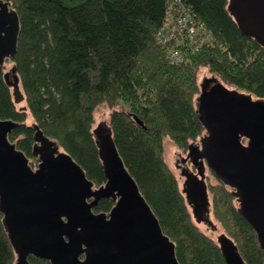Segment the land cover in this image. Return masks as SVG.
Listing matches in <instances>:
<instances>
[{
    "label": "trees",
    "instance_id": "trees-1",
    "mask_svg": "<svg viewBox=\"0 0 264 264\" xmlns=\"http://www.w3.org/2000/svg\"><path fill=\"white\" fill-rule=\"evenodd\" d=\"M5 1L21 24L17 54L0 65V120L17 123L9 142L33 164L34 138L42 134L99 189L107 178L95 129L104 126L180 264H264V250L239 212L235 190L194 162L191 183L197 200L198 178L206 176L214 232H219L212 237L194 219L182 191L184 180L165 153L167 141L189 155L207 139L204 81L225 82L264 99V46L244 35L229 10L230 0H185L213 31L215 43L179 66L167 60L155 39L165 0ZM205 70L210 78L200 80ZM5 74L19 78L22 104L14 103ZM103 108L110 112L105 125L96 118ZM114 207L112 198L102 199L93 212L108 215ZM3 218L0 213V264H18L20 255ZM28 260L52 264L34 256Z\"/></svg>",
    "mask_w": 264,
    "mask_h": 264
},
{
    "label": "water",
    "instance_id": "water-1",
    "mask_svg": "<svg viewBox=\"0 0 264 264\" xmlns=\"http://www.w3.org/2000/svg\"><path fill=\"white\" fill-rule=\"evenodd\" d=\"M229 10L243 25L244 35L264 46V0H230ZM20 34L18 13L0 0V65L17 54ZM4 79L14 103L22 104L19 78L5 74ZM203 101L208 137L201 151L191 154L195 162L203 161L204 171L211 169L235 190L239 212L264 250V99L219 84ZM16 127L12 120H0V213L20 255L18 264H29L30 256L52 264H180L174 245L127 170L111 130H95L107 183L94 189L82 167L59 154L42 134L34 138L33 155L41 162L37 171L32 170L26 155L8 140ZM180 157L175 156L176 163ZM191 177L182 191L199 222L200 211L211 213L208 187L204 172L198 178L197 200ZM107 198L115 203L110 214H95L93 208ZM206 222L211 225L210 214Z\"/></svg>",
    "mask_w": 264,
    "mask_h": 264
},
{
    "label": "built area",
    "instance_id": "built-area-1",
    "mask_svg": "<svg viewBox=\"0 0 264 264\" xmlns=\"http://www.w3.org/2000/svg\"><path fill=\"white\" fill-rule=\"evenodd\" d=\"M165 16L156 34V43L175 66L185 64L188 56L215 43V35L199 20L185 0H165Z\"/></svg>",
    "mask_w": 264,
    "mask_h": 264
},
{
    "label": "flooded vegetation",
    "instance_id": "flooded-vegetation-1",
    "mask_svg": "<svg viewBox=\"0 0 264 264\" xmlns=\"http://www.w3.org/2000/svg\"><path fill=\"white\" fill-rule=\"evenodd\" d=\"M218 85L219 84H216V83H213V82H208L206 85L203 86V93L205 95V99L204 100H209L214 94L215 92L217 91L218 89ZM40 146V144H38ZM201 145H199V149L201 148L200 147ZM201 150V149H200ZM190 155H186V156H181L180 157V161L177 163V168L179 169L180 171V176L181 178L185 181L190 180V176L192 174V170H194V160L195 158L194 155H192L191 153H189ZM34 156V155H33ZM190 156V157H189ZM34 160H38V164L36 166H32L31 162H30V159H29V164H30V167L32 170L34 171H37L38 170V167L40 165V162H41V159L40 157H35L34 156ZM202 163L203 164V161L201 159L198 160V163ZM201 168L204 169L203 165L201 166ZM207 170V169H206ZM183 182V184H184ZM195 208V207H194ZM110 214V213H109ZM108 214V215H109ZM209 214H210V217H211V220H212V216H211V213L210 212H206V210H203V211H200L199 212V216H200V219H199V223H201L202 225L205 226V228L209 231V232H214L216 230V228H214V222L212 220V223L211 225H209L207 222H206V219H208L209 217ZM221 241H223V239L221 238ZM230 249V252L232 250V245L230 246L229 244L227 245Z\"/></svg>",
    "mask_w": 264,
    "mask_h": 264
},
{
    "label": "rangeland",
    "instance_id": "rangeland-1",
    "mask_svg": "<svg viewBox=\"0 0 264 264\" xmlns=\"http://www.w3.org/2000/svg\"><path fill=\"white\" fill-rule=\"evenodd\" d=\"M206 75V77L210 78V76L208 75V72L205 70V71H201V74H200V80H202V77ZM222 85L227 87L228 89L230 90H236L235 87L231 86V85H228L226 84L225 82H222ZM238 93H245L243 91H239V90H236ZM96 118L98 119V122L100 123V120H103V122L105 123H108L109 122V119H110V112L109 110L107 109H102L98 112V114H96ZM96 130V129H95ZM201 147V146H200ZM201 149V148H200ZM201 151V150H200ZM165 153H166V158H167V161L168 163L171 165V167L173 169H175L176 171L179 172V170H177V163H176V160H175V156L180 153L181 156H186L187 153H182L180 152V150L170 141H167V144H166V148H165ZM36 160H33V166H36L38 163L36 162ZM35 163V164H34ZM176 167V168H175ZM180 173V172H179ZM183 180V179H182ZM192 213H193V216H194V219L196 220V222L199 224L201 230H203L204 232L208 233L209 235H211L212 237H216V234L219 232H209L204 225H202L201 223H199L196 219V215L194 214V211L192 210ZM213 221L215 222V219L213 217ZM216 223V222H215ZM222 234V232L220 233Z\"/></svg>",
    "mask_w": 264,
    "mask_h": 264
}]
</instances>
